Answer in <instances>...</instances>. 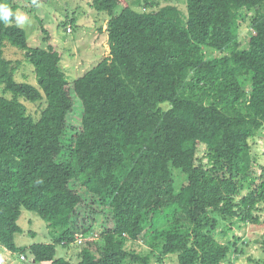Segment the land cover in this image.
I'll return each instance as SVG.
<instances>
[{"label":"trees","instance_id":"1","mask_svg":"<svg viewBox=\"0 0 264 264\" xmlns=\"http://www.w3.org/2000/svg\"><path fill=\"white\" fill-rule=\"evenodd\" d=\"M174 3L92 0L108 15L107 52L75 81L43 21L38 47L0 22L1 248L36 264H225L243 253L230 241L239 223L264 228L251 144L264 132V0H186V13ZM10 46L38 87L17 81ZM23 210L57 231L53 244L17 247ZM141 242L146 255L129 248ZM59 245L82 248L72 262Z\"/></svg>","mask_w":264,"mask_h":264},{"label":"rangeland","instance_id":"2","mask_svg":"<svg viewBox=\"0 0 264 264\" xmlns=\"http://www.w3.org/2000/svg\"><path fill=\"white\" fill-rule=\"evenodd\" d=\"M24 5H31L36 8V15H28L22 10L19 13L27 17V22L18 25L23 28L28 36L30 45L38 47L44 44L47 37L42 30L39 21H43L46 29L51 33L54 44L62 53V68L69 81H75L82 77L86 72L93 69L105 57L108 37L105 30V24L108 15L97 13L91 7L92 0H20ZM177 5L184 13L187 12L186 0H175ZM165 5V4H164ZM163 5V6H164ZM67 16L75 19L74 28L70 25L68 28L61 26L66 21ZM250 17H247L243 26V37L248 38L251 31ZM71 29V30H70ZM6 58L12 61L21 62V68L18 70L17 81L24 82V76H27V83L38 87L34 68L26 64L24 53L13 47L6 49ZM27 109L34 116L40 114L39 105L25 102ZM253 153L258 158L261 166H264V132L255 141H251ZM205 147L201 148L200 157H204ZM261 174V170H259ZM179 175L175 171V176ZM264 219V210L261 213ZM22 232L16 235V245L18 248L28 251L31 246L39 244H53L58 236L57 231L52 229L39 215L23 210L22 216L18 222ZM234 236H230V241L234 242L237 237L240 239V249L242 254H232L225 264H257V261L264 259V228H255L250 225L238 224ZM221 242H227V239L219 238ZM82 247H57V258L70 259L72 262L77 259L78 252ZM130 249L139 254L146 255L150 252L148 247L141 243L132 244ZM19 253H11L0 247V264H36L30 252L26 253L27 260L23 261ZM72 256V257H71ZM71 257V258H70ZM46 264V263H44ZM151 264H178L174 256L165 258L162 263L156 258L151 259Z\"/></svg>","mask_w":264,"mask_h":264},{"label":"clouds","instance_id":"3","mask_svg":"<svg viewBox=\"0 0 264 264\" xmlns=\"http://www.w3.org/2000/svg\"><path fill=\"white\" fill-rule=\"evenodd\" d=\"M15 22L18 25H23L27 22V17L19 12H14L8 3L0 0V22L10 24Z\"/></svg>","mask_w":264,"mask_h":264},{"label":"built area","instance_id":"4","mask_svg":"<svg viewBox=\"0 0 264 264\" xmlns=\"http://www.w3.org/2000/svg\"><path fill=\"white\" fill-rule=\"evenodd\" d=\"M80 242H81V240H80Z\"/></svg>","mask_w":264,"mask_h":264}]
</instances>
